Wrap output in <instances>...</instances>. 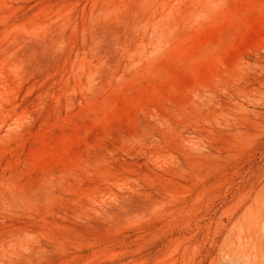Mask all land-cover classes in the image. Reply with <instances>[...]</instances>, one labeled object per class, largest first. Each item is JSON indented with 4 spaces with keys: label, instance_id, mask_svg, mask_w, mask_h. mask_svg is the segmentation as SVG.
Returning a JSON list of instances; mask_svg holds the SVG:
<instances>
[{
    "label": "rangeland",
    "instance_id": "rangeland-1",
    "mask_svg": "<svg viewBox=\"0 0 264 264\" xmlns=\"http://www.w3.org/2000/svg\"><path fill=\"white\" fill-rule=\"evenodd\" d=\"M0 264H264V0H0Z\"/></svg>",
    "mask_w": 264,
    "mask_h": 264
}]
</instances>
